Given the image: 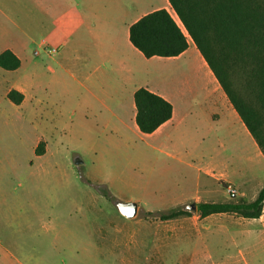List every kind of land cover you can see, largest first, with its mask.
I'll use <instances>...</instances> for the list:
<instances>
[{
    "label": "rangeland",
    "instance_id": "obj_1",
    "mask_svg": "<svg viewBox=\"0 0 264 264\" xmlns=\"http://www.w3.org/2000/svg\"><path fill=\"white\" fill-rule=\"evenodd\" d=\"M4 1L17 5V18L25 24L30 64L19 73L26 70L30 75L36 62L48 61L44 54L33 56L44 38L32 31L29 0ZM170 13L190 41L174 12ZM10 37L11 33L0 28V46ZM178 68L186 72V61ZM173 70L168 69V84L176 81ZM2 73L0 70V260L16 242L18 257L35 264H264V207L257 220L230 214L202 218L197 211L185 210L191 203H247L264 185V157L238 125H233V134L226 139H206L201 132L185 128L180 147L184 164L178 165L146 151L135 138L119 142L85 129L73 118L65 131L41 128L50 141L43 144L47 159L38 169L40 161L33 147L39 131L31 117L20 122V115L2 96L8 78ZM27 75L22 77L24 81ZM235 86L241 91L237 83ZM210 158L219 165L226 163L225 173L200 167ZM116 201L135 202L136 216L130 220L120 216ZM178 209L189 214L160 219ZM116 228L127 229L132 237L136 231L137 242L143 236L140 230L150 228L152 241H145V247L132 243L121 251L113 250L109 239L102 241L100 234L107 238Z\"/></svg>",
    "mask_w": 264,
    "mask_h": 264
},
{
    "label": "crops",
    "instance_id": "obj_2",
    "mask_svg": "<svg viewBox=\"0 0 264 264\" xmlns=\"http://www.w3.org/2000/svg\"><path fill=\"white\" fill-rule=\"evenodd\" d=\"M29 2L33 12L32 31L44 38L38 42L33 56L44 54L48 61L39 60L31 68L30 75L26 70L20 75L21 68L26 63L30 64L26 56L25 24L17 18V5L0 0V28L7 35L11 33L9 40L1 45L0 54L10 51L20 62L14 71L0 70L8 77L4 81L2 96L20 115V122L31 117L33 127L39 131L34 142V155L39 143L50 141V137L41 131L42 127L43 130L65 131V125L73 118L79 119L77 123L85 129L99 131V134H106L119 142L135 138L144 144L146 151L178 165L184 164L180 147L185 128L190 132H201L206 139H226L232 136L233 125H238V130H243L251 138L191 41L188 40L187 50L173 58L147 59L131 45L129 28L145 15L165 10L174 20L167 0ZM41 42L53 48L55 53L49 55L42 51ZM36 51H39L38 55H35ZM183 60L187 63L186 72L178 68ZM170 67H174L172 74L176 75V81L168 84ZM24 75L28 76L26 81L22 78ZM140 88L163 98L172 106L171 118L151 134L140 133L135 123L133 96ZM10 91L22 95L19 105L7 99ZM47 152L46 147L44 154L35 155L40 161L38 169L47 159ZM215 160L210 158L200 167L225 173L226 163L219 165ZM132 233L134 237L129 236L127 229L116 228L107 238L100 234V239H109L113 250L119 251L132 243L136 247H145V241H152L150 228L140 230L143 235L141 242H137V232ZM70 248L73 249L72 244ZM5 254L0 264H35L30 259L18 257L20 252L16 242L14 247L6 248Z\"/></svg>",
    "mask_w": 264,
    "mask_h": 264
},
{
    "label": "trees",
    "instance_id": "obj_3",
    "mask_svg": "<svg viewBox=\"0 0 264 264\" xmlns=\"http://www.w3.org/2000/svg\"><path fill=\"white\" fill-rule=\"evenodd\" d=\"M216 82L264 157V0H167ZM129 41L145 58H173L188 48V39L165 10L145 15L129 28ZM19 60L10 52L0 54V68L14 71ZM241 87L236 88L235 84ZM22 95L10 91L7 99L19 105ZM135 123L140 133L151 134L172 116V106L144 88L133 96ZM43 154V143L35 155ZM107 196L106 191H102ZM264 185L250 202L198 203L204 218L216 214L246 220L260 218ZM189 214L172 210L162 221Z\"/></svg>",
    "mask_w": 264,
    "mask_h": 264
},
{
    "label": "water",
    "instance_id": "obj_4",
    "mask_svg": "<svg viewBox=\"0 0 264 264\" xmlns=\"http://www.w3.org/2000/svg\"><path fill=\"white\" fill-rule=\"evenodd\" d=\"M118 213L126 218V219H132L137 214L138 206L135 202H123V201H116L114 203ZM185 210L187 211H196V204L191 203L185 207Z\"/></svg>",
    "mask_w": 264,
    "mask_h": 264
},
{
    "label": "built area",
    "instance_id": "obj_5",
    "mask_svg": "<svg viewBox=\"0 0 264 264\" xmlns=\"http://www.w3.org/2000/svg\"><path fill=\"white\" fill-rule=\"evenodd\" d=\"M40 49L44 51L45 53L52 55L55 53V50L53 48L48 47L45 43H40ZM39 51L35 52V55H38Z\"/></svg>",
    "mask_w": 264,
    "mask_h": 264
}]
</instances>
